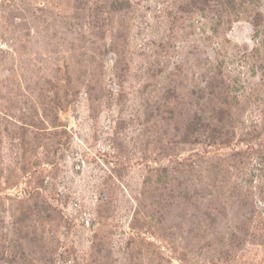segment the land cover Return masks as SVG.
Returning <instances> with one entry per match:
<instances>
[{"label":"rangeland","instance_id":"rangeland-1","mask_svg":"<svg viewBox=\"0 0 264 264\" xmlns=\"http://www.w3.org/2000/svg\"><path fill=\"white\" fill-rule=\"evenodd\" d=\"M226 1L0 0V264H264V0Z\"/></svg>","mask_w":264,"mask_h":264},{"label":"trees","instance_id":"trees-1","mask_svg":"<svg viewBox=\"0 0 264 264\" xmlns=\"http://www.w3.org/2000/svg\"><path fill=\"white\" fill-rule=\"evenodd\" d=\"M235 2H236V0H227L226 2H224V5L228 6V7H234ZM252 23H253V26L257 29L261 27L259 24H257L258 22H255V20L252 21ZM213 114H215L216 116L222 115V114H224V110L222 108L216 107V110H214ZM188 129L189 130H197V124L196 123L191 124ZM212 137H215L214 133H212Z\"/></svg>","mask_w":264,"mask_h":264}]
</instances>
